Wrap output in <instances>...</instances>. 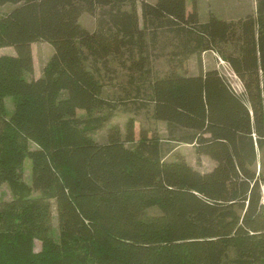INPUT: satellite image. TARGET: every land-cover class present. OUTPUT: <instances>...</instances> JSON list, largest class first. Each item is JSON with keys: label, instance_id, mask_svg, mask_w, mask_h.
<instances>
[{"label": "trees", "instance_id": "obj_1", "mask_svg": "<svg viewBox=\"0 0 264 264\" xmlns=\"http://www.w3.org/2000/svg\"><path fill=\"white\" fill-rule=\"evenodd\" d=\"M186 1L0 0L14 5L0 15V47L15 51L0 54V186L12 193L0 201V264H264V0L235 23L212 13L200 22ZM90 5L92 31L80 24ZM160 37L173 49L148 85L152 117L212 159L208 172L165 160L155 135L135 141L132 119L101 143L91 134L111 114L76 115L111 109L101 96L109 58L143 71ZM37 41L53 53L28 79ZM204 51L229 65L240 92L217 69L178 72L191 55L201 68Z\"/></svg>", "mask_w": 264, "mask_h": 264}, {"label": "rangeland", "instance_id": "obj_2", "mask_svg": "<svg viewBox=\"0 0 264 264\" xmlns=\"http://www.w3.org/2000/svg\"><path fill=\"white\" fill-rule=\"evenodd\" d=\"M154 2V0H146ZM197 12L200 22H206L209 13L214 14L219 18L228 21L237 22L247 14L255 11V0H195ZM187 10H191V0H187ZM14 7L11 3H6L0 7V15L5 14ZM129 9V5L124 6ZM137 9L140 10L139 3ZM98 11L90 5L80 18V24L85 29L92 31L96 26V18ZM158 44L148 52V64L143 71L129 69L130 62L126 61V65H120L114 57L109 58L107 66L101 71V80L103 89L101 96L108 100L113 105L111 109L92 111L87 113L84 110H76V115L79 117L97 116L101 114H111V119L99 130L92 133V137L97 142L107 141L109 128L113 125L118 126L121 135L124 136L125 126L129 119L134 121L135 141L139 138V131H144L147 136L155 135L161 140V149L165 160L174 161L177 157L182 158L185 162L191 165L194 169L201 173L210 171L215 162L205 155H198L192 145L177 143L171 139L168 134L167 126L164 121L155 120L152 117V105L149 101V82L156 76L163 75L168 69V55L173 49L172 44L163 41L160 37ZM164 43L165 45H162ZM33 56V72L32 74L25 73V78L39 77L42 74V69L50 59L53 50L52 47L42 41L32 43ZM13 47H0V54H14ZM218 57V58H217ZM214 56L211 53L202 55L201 53V68L197 62V56L191 55L178 70L180 74L197 75L201 71L209 69H217L229 82V84L237 92L241 91L239 80L233 75L229 65L225 63L218 55ZM146 68H149L148 71ZM6 109L8 114L13 110V103L10 97L5 99ZM135 141L126 143L128 147H133ZM30 147H34L30 144ZM262 162V159L261 161ZM259 170V165L257 167ZM22 178L28 185L30 180V160L25 159L23 162ZM32 195H38L33 192ZM12 193L8 184L4 183L0 186V201H10ZM157 207H151L146 210L147 215L158 214ZM51 223L52 236L55 240L59 239V229L57 225L56 207L54 200L51 201ZM34 249H40V242L34 241Z\"/></svg>", "mask_w": 264, "mask_h": 264}, {"label": "crops", "instance_id": "obj_3", "mask_svg": "<svg viewBox=\"0 0 264 264\" xmlns=\"http://www.w3.org/2000/svg\"><path fill=\"white\" fill-rule=\"evenodd\" d=\"M206 53H211L212 55H214V56H216L217 57V55L214 53V52H212V51H204L203 53H202V55H205ZM218 58V57H217ZM36 78V77H35Z\"/></svg>", "mask_w": 264, "mask_h": 264}, {"label": "built area", "instance_id": "obj_4", "mask_svg": "<svg viewBox=\"0 0 264 264\" xmlns=\"http://www.w3.org/2000/svg\"><path fill=\"white\" fill-rule=\"evenodd\" d=\"M233 73V72H232ZM234 75V74H233ZM235 76V75H234ZM236 77V76H235ZM240 82V81H239ZM241 84V83H240ZM242 88V87H241Z\"/></svg>", "mask_w": 264, "mask_h": 264}]
</instances>
